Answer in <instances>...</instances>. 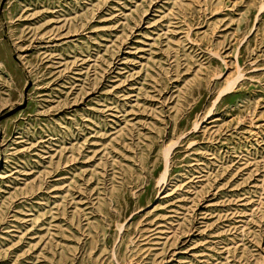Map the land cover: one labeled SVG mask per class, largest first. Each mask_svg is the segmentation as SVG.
Returning <instances> with one entry per match:
<instances>
[{
	"label": "rangeland",
	"instance_id": "obj_1",
	"mask_svg": "<svg viewBox=\"0 0 264 264\" xmlns=\"http://www.w3.org/2000/svg\"><path fill=\"white\" fill-rule=\"evenodd\" d=\"M0 264H264V0H0Z\"/></svg>",
	"mask_w": 264,
	"mask_h": 264
}]
</instances>
